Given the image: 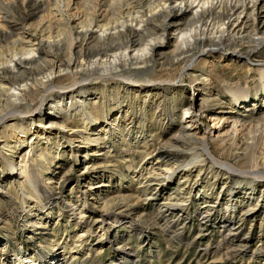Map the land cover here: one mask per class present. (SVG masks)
<instances>
[{
	"label": "rangeland",
	"instance_id": "374dc122",
	"mask_svg": "<svg viewBox=\"0 0 264 264\" xmlns=\"http://www.w3.org/2000/svg\"><path fill=\"white\" fill-rule=\"evenodd\" d=\"M133 1L148 5L151 0ZM58 2L0 0V52L13 53L18 33L38 28L51 37L64 38L59 50L54 52L58 59H66L70 36L64 17L56 12ZM60 2L71 14L92 16L98 11L105 21L118 7L117 0ZM236 47L242 52L259 51L251 61L246 58L218 61L217 55L207 56L205 61L209 64H198V69H205L209 79L201 82L192 83L190 75L182 74L184 63L172 65L165 58H152L143 73L139 69L124 73V77L149 81L155 87L149 96L142 94L132 98L125 94V101L119 102L125 105L122 107L124 115L118 119L115 129L108 125L107 115L110 120L115 118L120 111L119 103L114 102L116 100L104 102L102 95L96 93L90 105L96 117L92 130L79 128L83 122L71 119L69 122L76 132L52 128L41 135L37 128L30 130L28 141L33 138L34 150L23 159V176L11 179L5 195L0 197V264L5 246H10L12 254L42 262L54 251L65 250L73 264H264V89L258 70L264 63V49L248 40ZM248 63H252V69ZM88 74L80 71L75 76L63 75L55 86H72ZM226 85L247 89L248 102L254 104L251 110L239 108L225 90ZM122 95L119 97L123 99ZM183 101H195L206 110L202 119L191 127L197 139L210 135L207 130L214 114L218 120H221L219 116L229 117L220 128L225 134V143L222 145L210 136L211 152L249 173L213 169L211 163L206 162L182 170L153 200L144 199L153 190L143 191L139 200H129L123 195L135 193L140 182L132 170L140 169L148 157L172 167H182L192 158L190 149L194 146L165 145L170 112ZM38 102V99L32 100V107ZM24 106L19 110L26 109ZM8 109L0 108V113ZM182 112L180 105L175 112L178 123H185L180 121ZM237 114L246 121L243 130L240 125L236 129L232 126L231 121ZM12 123L14 121L7 125L12 128ZM97 126L106 128L113 145L102 151V155L94 143L86 142L87 138L101 136L93 134ZM5 128L0 127V135ZM163 145V155L159 156L156 149ZM178 149H181L180 154L174 156ZM26 152L27 148L23 153ZM5 153L0 143L2 176L11 171V161ZM79 154L93 162V168L86 173L75 159ZM249 179L258 185L256 200L247 203L240 193L249 186ZM95 182L98 187L90 185ZM199 194L203 199H197ZM232 201L239 204L242 221L238 220L240 227L235 229L234 226L235 230L229 233L224 218L228 215L227 205ZM204 207H210V217L203 218Z\"/></svg>",
	"mask_w": 264,
	"mask_h": 264
},
{
	"label": "bare ground",
	"instance_id": "6f19581e",
	"mask_svg": "<svg viewBox=\"0 0 264 264\" xmlns=\"http://www.w3.org/2000/svg\"><path fill=\"white\" fill-rule=\"evenodd\" d=\"M59 2L56 12L64 17L70 36L66 59H58L54 52L59 50L64 38L51 37L50 34L43 32L44 29L38 28L18 33V37L14 40L16 50L13 53L0 52V108H10L5 113H0V127H6L0 135V143L3 151L6 152L5 155L11 161V171L3 176L0 174V197L5 195L7 185L13 181L11 179L18 175L23 176V159L34 150L33 138L28 141L30 130L37 128V133L41 135L52 128L76 132V128L70 123L71 120L83 122L79 128L92 130V123L96 120L90 111L94 94L100 93L104 102L110 103L116 100L114 102L119 103L125 101V94L132 98L142 94L149 96L154 90L153 83L135 81L130 77H124V73L136 69L143 73L152 58H165L172 65L184 63L182 74L190 75L191 82L196 83L209 79L205 69H198V64H209V61H205L207 56L214 58V55H217L218 61L242 60V58L251 61L259 50L246 52L239 50L236 44L245 40L264 49V0H151L148 5L133 0H117L118 7L107 21L103 15L97 14L98 11L96 14L93 11L92 16L82 13L71 14L63 8V3ZM52 46L56 49H51ZM166 50L169 51L166 53ZM248 64L252 69V63ZM258 70L264 89V63ZM80 71L90 75L66 88L55 86L59 77L75 76ZM92 73L97 76L92 77ZM28 75L30 77H27ZM92 80L96 83H90ZM226 86L225 90L233 96L239 108L251 110L254 104L252 105V101L248 102L247 89L241 86ZM120 94H123V99L119 97ZM36 99L39 102L33 108L32 100ZM121 104L118 105L120 111L115 118L110 120L107 115L108 125L113 126L110 127L111 129L117 127L118 119L124 115L122 107L125 105ZM23 105L26 109L19 110ZM180 105L183 106V112L179 118L185 123L176 122L178 117L175 112ZM205 111L204 106L201 104L199 106L195 101H183L174 107V111L170 112L171 122L165 133V145L194 146L190 149L192 158L182 167H172L168 164L164 166L152 156L148 157L140 169L132 170L133 175L140 180L137 191L133 194L123 193L124 197L129 200H139L143 191L153 190L144 198L153 200L156 198V193L163 190V186L169 184L171 180L176 179L182 170H190L193 166L206 162L211 163L213 169L249 173L220 160L211 152L210 136L222 145L225 143L223 138L225 134L220 128L229 121L228 116H219L221 120H218V116L214 114L212 124L207 130L210 135L202 139L195 137L191 127L195 121L202 119ZM10 121H14L12 128L7 125ZM231 123L234 129L239 127L238 125L242 130L247 126L244 118L238 114L233 117ZM97 127L93 134H101V136L87 138L86 142L94 143L97 152L102 155L104 154L102 151L113 145L109 141L106 128ZM101 131L102 133H97ZM119 133L123 134L122 131ZM165 145L156 149L159 156L163 155ZM197 145L201 146L196 147ZM26 148L27 152L23 153ZM180 150L178 149L174 156H178ZM75 159L77 164L82 166L84 173L93 168V162L87 160L85 155H75ZM29 182L40 196L37 187L31 180ZM247 182L249 186L240 194H243V199L248 203L256 200L258 184L250 179ZM96 183L90 185L98 187ZM236 195L237 193L233 198ZM203 197L199 194L197 199ZM204 208L203 218L210 217V207ZM227 212L224 222L229 226L231 233L240 227L237 221H242L239 204L232 201L227 205ZM3 249L2 264H73L71 259L68 260L65 250L54 251L42 262L27 260L25 256L17 253L12 254L10 246L9 248L5 246ZM12 255H16L15 258H12Z\"/></svg>",
	"mask_w": 264,
	"mask_h": 264
}]
</instances>
